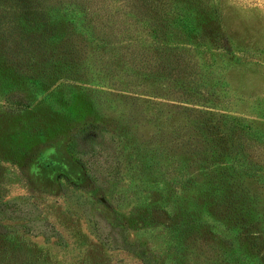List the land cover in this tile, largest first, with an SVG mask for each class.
Wrapping results in <instances>:
<instances>
[{
	"label": "rangeland",
	"instance_id": "rangeland-1",
	"mask_svg": "<svg viewBox=\"0 0 264 264\" xmlns=\"http://www.w3.org/2000/svg\"><path fill=\"white\" fill-rule=\"evenodd\" d=\"M0 264H264V0H0Z\"/></svg>",
	"mask_w": 264,
	"mask_h": 264
},
{
	"label": "trees",
	"instance_id": "trees-1",
	"mask_svg": "<svg viewBox=\"0 0 264 264\" xmlns=\"http://www.w3.org/2000/svg\"><path fill=\"white\" fill-rule=\"evenodd\" d=\"M15 98H18L19 101V106L24 107L25 104V100L23 99V97L21 96H15ZM28 107V106H26ZM99 127L96 126H91V127H86L84 129H81L80 131L77 132V134L75 135L73 141L71 142V144L69 145V151L73 154V155H79V154H86V152H83L84 150H81L80 146V141H82L83 139H85L86 137H89V134H92V132H97V129ZM79 142V143H78ZM78 163L84 168L87 169V164L79 159Z\"/></svg>",
	"mask_w": 264,
	"mask_h": 264
}]
</instances>
